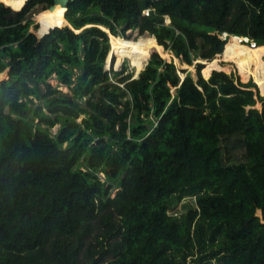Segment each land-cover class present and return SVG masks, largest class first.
Listing matches in <instances>:
<instances>
[{
  "label": "trees",
  "instance_id": "obj_1",
  "mask_svg": "<svg viewBox=\"0 0 264 264\" xmlns=\"http://www.w3.org/2000/svg\"><path fill=\"white\" fill-rule=\"evenodd\" d=\"M53 2H0V264H264V97L202 62L183 81L155 48L193 65L234 36L264 45V0H76L69 23L95 27L43 15L38 38L27 19ZM102 27L152 36L137 73L158 56L106 72Z\"/></svg>",
  "mask_w": 264,
  "mask_h": 264
},
{
  "label": "rangeland",
  "instance_id": "obj_2",
  "mask_svg": "<svg viewBox=\"0 0 264 264\" xmlns=\"http://www.w3.org/2000/svg\"><path fill=\"white\" fill-rule=\"evenodd\" d=\"M0 4H4V3H0ZM52 11V10H51ZM51 11H39V9H36V11H34V13L30 16V18L29 19H27V21H30V20H32L33 22H34V24L32 25V27H31V29H30V32L31 33H33L34 32V34L38 37V38H41V36L43 35H40V34H38L37 33V31H38V29L40 28V25H39V23H38V20L43 16V15H46L47 17H46V20H47V25H46V27H45V30L48 28V27H50V26H53V25H58L59 23H61V22H65L64 24L67 26L68 25V23L64 20V18L62 17V16H60V18L59 19H55V17L53 16V14H52V12ZM65 16V15H64ZM52 17V18H51ZM168 22H170L169 20L167 21V23ZM36 26H37V28H36ZM64 27V26H63ZM109 36H110V34H109ZM127 36H129L130 37V39H126V38H124V37H121V38H119V39H117V38H115V37H112V39H111V36H110V41L113 43V45L114 46H117L118 45V51H117V55L116 56H114L113 57V59L112 60H114L115 59V66H114V68H113V66L110 68V66L111 65H108V60H109V57H110V54L112 53V51H113V47H112V44H111V51H110V54H109V57H108V60H107V64H106V66H108V68H110L111 69V71H112V69L114 70V71H117V70H122L123 69V66L126 64V63H128V65H129V67H130V71H132V72H134V76L136 75V74H140L139 72L137 73L136 72V67L135 66H133L132 64H131V62H130V60L129 59H127V57L130 55V57H131V60H132V62H134L135 64H137V65H141V64H143V60H144V56H145V53H146V50L150 47V46H152L153 45V38H152V36H150L148 33L147 34H145L144 36H142V37H139V32L138 31H129L128 33H127ZM149 39L150 40V45L148 46V48H146L145 49V51H144V53H143V58H142V60H138L137 58H136V55L134 54V50H139L140 49V43H141V40H143V39ZM152 40V41H151ZM127 41V42H126ZM238 41V40H237ZM129 43L130 44V51H127L126 53H125V56L123 55V56H120V46H121V44L122 43ZM239 42V41H238ZM228 43H230V40H229V42ZM158 46H160V45H157L155 48L158 50ZM247 46V45H246ZM256 46H260V47H264V45H256ZM248 47H250V46H248ZM138 48V49H137ZM164 48V47H163ZM151 50V49H150ZM164 50H167V49H164ZM167 51H169V50H167ZM158 52H159V54H160V56H161V59L162 60H164V61H168V62H174V64L175 65H177V67H178V69H179V72H180V74L181 75H187V73H184L183 71L186 69V70H189V71H192L193 72V74H194V76H195V79L196 80H198V67H197V62L198 61H202V63L205 65V62L206 61H208V59H201V58H199V59H196L195 60V63L193 64V65H191V64H189L188 62H186L185 61V59H183L182 57H178L177 55H175L174 54V52L173 51H171L170 50V52L174 55V57H172L171 59H166V58H164L163 56H162V54H161V52H160V50H158ZM225 52V51H224ZM224 52L222 53V54H218V56L216 55V59L219 61V63L220 64H222V65H225V66H229L230 67V69L228 70V71H225L226 73H228V74H231V73H233L234 74V76L236 77V80H238V81H240L241 83H243V84H248L250 81H252L254 84H256L255 83V81L253 80V79H250L249 81H247V82H244L243 80H242V76H241V74H240V69H239V65H238V59H236V60H234V61H232V62H226L225 61V57H224ZM149 53H150V51H149ZM152 56H158V55H156V54H152L151 56H150V54H149V58L146 60V62H145V64H144V66H143V68H142V70L144 69V67H145V65L147 64V62L149 61V59L152 57ZM159 56V57H160ZM117 58H119V59H121L122 61H125L124 63H121L120 64V68L119 69H117L116 68V62H117ZM210 61V60H209ZM123 64V65H122ZM187 64L189 65V66H187ZM112 65H113V61H112ZM244 66L245 67H249V63L248 62H245L244 63ZM6 69H8L7 71H6V74L9 72V76H8V79L7 80H5V82H9V79H10V72H11V70H10V68L8 67V68H6ZM215 70V69H214ZM213 70V71H214ZM217 70V69H216ZM212 71V72H213ZM223 71V70H222ZM80 74V72H76V76L77 75H79ZM212 74V73H211ZM203 75V74H202ZM6 76V75H5ZM76 76H75V80H76ZM211 76V75H210ZM3 80V75H2V79H0V82ZM51 83L55 86V87H59L60 86V89L61 90H63L65 93H69V94H73V92L68 88V87H66V86H63L59 81H58V79H57V76H55L54 77V80H52L51 81ZM256 86H257V88H258V90H259V87H258V85L256 84ZM254 91H256V89H254ZM259 93H260V96H261V92H260V90H259ZM261 97H264V96H261ZM37 102H39V101H37ZM256 108H258V110H262L261 108H263L262 107V102H258L257 103V105H256ZM85 117V115H80V117H79V119H78V121H82V119ZM60 128H61V124H58L55 128H53V133L54 134H57L58 132H59V130H60ZM100 178L102 179V181L103 182H107L108 181V177H107V175L104 173V172H102V173H100ZM119 191V189H115L114 190V192H113V197H115V195L117 194V192ZM195 206V200L194 199H186V200H184V201H182L179 205H178V207H177V209H175L174 211H172L171 212V214H174V215H179V216H181V215H183V214H185L188 210H189V208L191 207V206ZM259 212V211H258ZM257 215H258V213H257Z\"/></svg>",
  "mask_w": 264,
  "mask_h": 264
},
{
  "label": "bare ground",
  "instance_id": "obj_3",
  "mask_svg": "<svg viewBox=\"0 0 264 264\" xmlns=\"http://www.w3.org/2000/svg\"><path fill=\"white\" fill-rule=\"evenodd\" d=\"M1 1H3V0H0V2ZM23 2H24V0H23ZM8 4H11V3H8ZM65 11H66V9L61 7L60 5H54V8L52 9L51 12H52L53 16L55 17V19H59L60 16L63 17ZM106 30L108 32H110L108 29H106ZM149 39L145 38V39L141 40L140 49L134 50V54L136 55V58L138 60H142L143 53H144L145 49L148 48V46L151 44ZM157 48H158V50H160V52L164 58L171 59L172 57H174V55L170 52V50L169 51L164 50V48L162 46H158ZM127 51H130V44L124 42L120 46V56H123V55L125 56V53ZM224 57H225L226 62H232V61L238 59V65H239V69H240V74L242 76V80L244 82H247L250 79H253L259 87V90L261 92V96H264V50L263 49H260V48H243L239 44L238 41H235V43L233 45L228 46L226 48V50L224 52ZM245 62L249 63V67L244 66ZM187 66H189V65L187 64ZM214 69L215 70L217 69V70L228 71L230 69V67L220 64L219 61L216 59V57L210 61L208 60L205 62V68L202 70V74L205 77V79H207V80L209 79V77H210V75ZM2 75H3V80H5L6 71L1 73L0 79H2Z\"/></svg>",
  "mask_w": 264,
  "mask_h": 264
},
{
  "label": "water",
  "instance_id": "obj_4",
  "mask_svg": "<svg viewBox=\"0 0 264 264\" xmlns=\"http://www.w3.org/2000/svg\"><path fill=\"white\" fill-rule=\"evenodd\" d=\"M28 1V0H27ZM76 0H54V2H53V5H60L61 7H63V8H65L66 10H67V12L69 11V5L71 4V3H74ZM26 5V4H25ZM52 5V6H53ZM25 7V6H24ZM24 7L23 8H21L20 10H16V9H14V8H10L11 9V13H10V15L8 16V20L11 22V21H14V20H16L18 17H19V14L21 13V11L24 9ZM51 7V6H50ZM49 7V8H50ZM9 8V7H8ZM66 15H67V13H66ZM66 15H65V18H66ZM66 20H67V18H66ZM67 22H68V26H64L63 28H66V27H68V28H70V29H72V30H74L75 32H77V33H80L81 31H83L84 29H88V28H91V27H95V25H89V26H87V27H85V28H82L81 30H77L74 26H72L70 23H69V21L67 20ZM168 23H170V22H168ZM40 25V27H41V24H39ZM104 28L105 27H102V29L104 30ZM54 29H57V28H52V29H49L46 33H44L42 36H41V38H43L45 35H47V34H49V32L51 31V30H54ZM105 29H107V28H105ZM109 30V29H108ZM110 32H108V31H106V32H108L109 34H111V35H113L112 34V32H111V30H109ZM34 33V32H33ZM36 34V33H35ZM37 35V34H36ZM166 49V48H165ZM161 58V57H160ZM203 60V59H202ZM198 62H202L201 60L200 61H198ZM197 62V63H198ZM113 65L111 64V66H110V68L112 67ZM134 66V65H133ZM10 68V67H9ZM110 68H108V66H106V72H109V71H111V69ZM10 70H11V68H10ZM142 71V69L139 71V73ZM2 73V72H1ZM1 73H0V75H1ZM180 73V72H179ZM138 76V74H136L135 75V77H137ZM182 76V79H183V81L186 79V76L187 75H181ZM9 81H10V79H9ZM3 82H5L4 80L3 81H1L0 82V85L3 83ZM257 216H259V217H262V212L261 211H259L258 212V215ZM263 223H264V220H263Z\"/></svg>",
  "mask_w": 264,
  "mask_h": 264
},
{
  "label": "built area",
  "instance_id": "obj_5",
  "mask_svg": "<svg viewBox=\"0 0 264 264\" xmlns=\"http://www.w3.org/2000/svg\"><path fill=\"white\" fill-rule=\"evenodd\" d=\"M227 36V33H224L223 35H220L221 38H226ZM233 36H230V39L232 38ZM236 38H238L239 40V43L242 44V45H247V46H251V47H255L256 46V42L251 39L250 37H247V36H236Z\"/></svg>",
  "mask_w": 264,
  "mask_h": 264
},
{
  "label": "clouds",
  "instance_id": "obj_6",
  "mask_svg": "<svg viewBox=\"0 0 264 264\" xmlns=\"http://www.w3.org/2000/svg\"><path fill=\"white\" fill-rule=\"evenodd\" d=\"M13 7H18V5L17 4H13ZM228 36V35H227ZM226 36V37H227ZM230 36H233V35H230ZM230 36H228L227 37V43L229 42V40H230ZM234 37H236V36H234ZM256 45H257V43H256Z\"/></svg>",
  "mask_w": 264,
  "mask_h": 264
}]
</instances>
